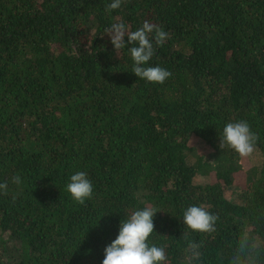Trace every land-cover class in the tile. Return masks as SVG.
<instances>
[{
  "label": "trees",
  "instance_id": "obj_1",
  "mask_svg": "<svg viewBox=\"0 0 264 264\" xmlns=\"http://www.w3.org/2000/svg\"><path fill=\"white\" fill-rule=\"evenodd\" d=\"M109 3L0 0V264H102L142 207L164 264H264V0ZM146 21L169 33L150 61L162 84L105 33ZM241 118L259 134L247 171L220 147ZM76 171L94 184L84 203L66 191ZM193 204L211 230L184 223Z\"/></svg>",
  "mask_w": 264,
  "mask_h": 264
},
{
  "label": "clouds",
  "instance_id": "obj_2",
  "mask_svg": "<svg viewBox=\"0 0 264 264\" xmlns=\"http://www.w3.org/2000/svg\"><path fill=\"white\" fill-rule=\"evenodd\" d=\"M122 0H111L106 5V11L111 12L121 7ZM114 49L127 48L131 58L132 68L139 79L149 83L162 84L171 76V72L159 65L152 66L150 61L156 50L162 46L169 33L147 21L135 31L129 32L122 22L112 23L105 29ZM132 45L131 47H128ZM220 147H229L240 156H250L254 153L259 134L247 119H237L227 122L220 131ZM13 184L22 183V178L15 175L11 178ZM8 181H0V194L7 195ZM66 191L72 200L84 203L91 199L94 184L86 171H76L66 184ZM157 209L152 207L137 208L119 225L116 237L104 248L102 264H164L166 256L163 247L149 244L150 235L154 230L153 217ZM184 223L193 230L209 231L216 217L199 205H189L183 212Z\"/></svg>",
  "mask_w": 264,
  "mask_h": 264
},
{
  "label": "rangeland",
  "instance_id": "obj_3",
  "mask_svg": "<svg viewBox=\"0 0 264 264\" xmlns=\"http://www.w3.org/2000/svg\"><path fill=\"white\" fill-rule=\"evenodd\" d=\"M241 162H242V164L244 166L243 169L245 171H247L249 168H251L252 166H254V164H253V162H254L253 161V158H252V161H250V158L248 156H243ZM245 171H244V176H245ZM231 193H232V191L231 190H228L227 195L228 196H231Z\"/></svg>",
  "mask_w": 264,
  "mask_h": 264
}]
</instances>
